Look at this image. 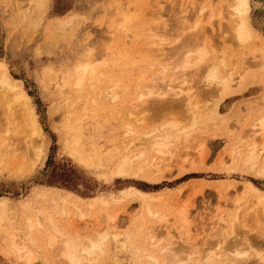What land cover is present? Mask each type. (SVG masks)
<instances>
[{
	"label": "rangeland",
	"instance_id": "rangeland-1",
	"mask_svg": "<svg viewBox=\"0 0 264 264\" xmlns=\"http://www.w3.org/2000/svg\"><path fill=\"white\" fill-rule=\"evenodd\" d=\"M28 1L29 5L27 3ZM28 1L19 0L18 2V0H0V63L6 68L9 76L17 81V85L24 90L26 96L28 97V105L33 109L35 116L34 119L41 137L40 139V137L31 136V134L26 130L25 120V125L22 124L23 120L18 121L21 120V115L20 117L17 116H19L22 112H18V114L16 111H13V114L11 113L12 116L18 114L15 116V119H17L14 120V116L12 117L9 115L10 113L8 114L0 111V114L3 113V116L0 115V117H3V120L0 118V151L4 150L1 149V147L4 148L5 146V149H9V151H6L7 156H5L4 153L0 154V200H3L4 205L1 209H3L6 215V218H2L3 221L1 224L7 228V231L11 232L13 230L11 232L12 234L14 233L13 236L21 238L23 242L27 244L28 232L27 227L25 228V225L28 223L27 221L29 219L33 220V216H37V214H39L38 216L43 219L42 222L46 225L48 224L49 218H53L52 221L58 225L68 224L65 222L67 221L66 219L68 215H65V213L61 210V208L64 207L67 212L70 213V219H72L68 221L70 223L69 227H67L68 230L72 231L74 228V230H77L78 234L83 232V235L87 231L91 230L93 225L96 227L97 223L101 220L100 217L103 213L102 211L106 210L109 211L110 214H114L116 212V222L118 224L115 227L118 230L128 231L126 233L127 235L138 231L141 235L139 247H143L147 244V236L150 234V230L147 225V216L143 208V201L145 204H149L151 209L154 211H159V215L165 214L167 218L173 221V223L170 222V225L172 224L171 226L173 229L171 230L175 233V238L179 237L182 233L181 231L184 232V230L181 229V224L177 223L175 225L174 215L177 214L176 212L179 210L188 207L190 215L186 228L189 230L191 238H197V235L199 236L197 239L199 246L197 245V248L200 247L203 249V240H210L208 242H211L214 238L216 239L215 234H212L214 232L212 229H216L217 224H212V226L211 223H208V221L212 222L214 220L211 218L212 216L215 218L218 215L220 208L223 211H221L222 213L226 210L232 214L239 206V221L242 223L243 219L241 218L243 217V212H245L243 209L247 208L252 201V195L246 191V188L250 185L257 191L264 193V176L260 177V175L255 174L256 172L249 170V167H244L241 164V159L245 151L242 147L240 150H233L237 152L236 154L234 152V155H232L231 158L229 157V154L231 155L233 152H230V150H232L231 144L237 140V134L240 133L239 131H247V126L251 121L264 115V79L263 81H254L251 85L249 84L243 92H237V94L234 92L229 97L218 102L215 110L216 115L211 114L209 116L207 113H212V106L210 107V104L212 103V100L215 101L216 96H214L215 94L211 91H207L208 89L202 88L201 91V84H197V87H195L193 83L196 84L194 81L198 79V72L190 73V76L186 77L188 78L187 80L189 81V86H194L192 90H196V88L200 90L201 93H198V96L201 98V106L205 103L203 105L204 109L202 111L199 110V112H202L201 114H198L199 116H195L193 124L196 123V118L200 117L195 127L190 122L193 127H190V129L187 125L189 123L183 122V126H187V128H183L190 130L185 129L186 132L185 130L181 134L179 132V135L176 133H174L175 135L173 133H169V136L172 137L165 143L167 146L172 143V146L169 145L167 149L165 148V151L167 150L166 154H168V152L169 154L168 157L164 154L162 156L163 159L157 153H155L157 155L156 156L152 148H150V153L148 146L161 141L160 138H157L153 143L152 138L155 136L154 134L156 133V128L159 129V125L165 120H168L167 118L169 117V112L168 115H166V112L165 115L168 116L166 117L161 114V111L160 113L157 111L159 110L158 107H156L157 102L151 103L149 101L147 103V99L142 100L141 102L134 100L133 97L135 96L132 94L133 90H130L131 93H127L128 91L121 93L122 95L119 96L117 103L114 102L115 104L108 102L107 98L104 96V92L106 89H109L110 85L115 84L114 82H117L115 85L118 84L119 88L123 89L129 81H136L141 74H148L145 76L146 79L151 78L150 74H153L156 67L152 66L154 68L151 67V70H147L149 68L148 66L151 64H155L156 66V62L160 57L161 58L159 60L163 58L162 60H164V62L172 61V57L175 54L174 52H176V50L172 51V49L176 48V41L173 40L175 34L174 36L168 35L173 33L176 27L173 23L174 21L172 22V18H175L174 16L177 18L179 10L181 12L184 10L183 12L186 14L183 13V15H186L187 17L189 13H195L194 11L190 12L193 7L195 10L196 7L200 8V6L208 9L210 6L208 3L210 2H212L210 4H213V12L209 13L205 11L204 21L207 23L206 28H209L208 32L210 31L208 34L210 36L212 35L211 38L209 37L210 40L213 39V42L211 41V43L216 44L215 46L218 45V47L229 50L228 56H230L233 49L234 51L237 49L238 53L236 52L237 56L234 58L233 63L236 67L242 60L245 59L247 65H253L254 63L259 62L264 57V48L260 47V44H264V0H248V18L251 28L257 36V39L255 40L258 43L256 46L253 41L249 42L244 48H238L237 46L234 47V44L230 43V39L227 40V36L225 37L224 35H220L222 31H220V26H222L220 23L225 21V16L223 17L224 14L217 16V13H220L218 11H221L222 13L224 9L222 10L223 6L221 5L225 2L227 3V0H195V3L193 0H178L179 4H175V2H178L177 0H157L158 2L161 1V3L158 4L155 0L154 2L153 0ZM170 2L172 6H169L170 4L168 3ZM35 5H38L39 10L37 9L36 11V9H34V7L36 8ZM157 6L161 9L158 10V12L160 11L159 13L157 12ZM217 7L218 9H216ZM43 9H46V11H43ZM151 13H153V15ZM213 13L215 15L214 24L211 22L213 20L211 18L213 17ZM153 16H155V18ZM178 16L180 17V15ZM184 16H181L180 18H183ZM38 17H40V19H38ZM195 17H197V15L193 16V18ZM209 18L212 19L210 21L212 24L210 22V24L208 23L210 20ZM152 19H157L154 21L158 23L156 24L157 26L159 25L158 32L163 41L166 38L168 40L166 39L164 42L161 40V42H159V39L152 38V40L150 38L151 35L150 33H147V31L149 32L150 28H152L148 27L151 26L150 24L151 21H153ZM61 25L63 27H61ZM172 26L175 27L173 28ZM169 27L174 30L171 31ZM166 30L168 31V34ZM175 32L176 30L174 33ZM59 35L61 36L59 37ZM176 35L178 36V34ZM213 35L215 37H213ZM225 35L227 34L225 33ZM147 37L150 41L146 39ZM67 39H70L71 41ZM60 41L62 43H60ZM146 41L147 46L149 47L145 48L147 50L143 51L144 47H146ZM153 41L155 48L158 46L157 43H159V45L162 42L164 43V47L162 45L163 43L161 44L163 47V55L160 54L156 59L154 52L153 54L148 53L150 50L152 53V48H154L152 45ZM151 46L153 47L151 48ZM170 47L173 48L170 50L168 49ZM85 51L89 52L90 57L98 65H95V67L98 68L93 77L92 86L85 84L83 89L80 90L81 93L79 92V95L78 90L76 89H69L68 91L65 90L63 91L65 98L58 99L56 97V89L54 87L51 88L52 81L50 78H52V76L55 77V72L57 73L58 70L67 66L71 61L73 62L80 56L81 52ZM168 52L169 54H167ZM172 53L174 54L172 55ZM168 55L171 60H169L170 58ZM228 61H230V59H228ZM139 69H141V71L147 70V74L144 71L143 73L141 71L137 72ZM165 92L166 91L164 90V93ZM197 92L199 91L197 90ZM91 96H95L96 102L91 103ZM213 96L215 98H213ZM177 97L179 96H175V99H177ZM171 98L173 99L174 96L172 95ZM84 100H86V102ZM152 100L153 99H151V101ZM135 101L139 104L144 103V107L142 106V111L140 110L141 114H139L138 117L143 115L142 112L144 115L139 119L140 123H138V121L136 122L137 124L129 120V117L133 116H127L124 108L131 102L134 104ZM136 102L135 104H137ZM181 103L179 106L184 105L183 101ZM167 109L168 108L165 110ZM174 110L175 109H172V111ZM162 111L165 112L164 110ZM169 111L171 112L170 109ZM144 117H146L145 120L143 119ZM150 118L152 120L154 119V121ZM133 119L136 120L137 118ZM146 120L149 123H147ZM175 120L179 121L177 119H174V121ZM17 121L19 122V125ZM129 123H131V125ZM128 124L130 128L127 127ZM1 125L3 126L1 127ZM14 125L16 128L17 126H20L19 132L18 130H15ZM4 127L6 129H4ZM131 127L133 128L131 129ZM14 130L15 135L17 134L16 136H13L14 133H12V131L14 132ZM22 130L23 132H21ZM25 130L26 132H24ZM127 130L132 134L127 132ZM148 131L151 135H149ZM152 131L154 133H152ZM10 132L13 137L9 136L11 138L8 139V133L11 135ZM21 133L25 134L21 135ZM18 134H20L21 137H19L20 135ZM23 135L26 136V139ZM75 135L79 136V146L85 150V157L87 155L86 158L89 163L87 162L82 164L79 162L66 147L65 140H68L69 142L73 141L75 137L77 138ZM157 135L158 133H156V137ZM137 136L140 138L138 139ZM176 136L179 138H176ZM72 137L74 138L73 140ZM37 138H39V141ZM174 138L176 139L174 140ZM244 139L245 141L241 144V146H243L248 140L246 137ZM18 140L21 141V143L19 141V145L16 144ZM24 140L27 143L24 142ZM138 140H141V143ZM13 141H15L14 144H16L15 146L18 150H21L22 147L23 149L18 151L17 148L13 146L14 144L7 147V145L12 144ZM6 142H8V144ZM128 142L129 145L130 143H137L136 145L133 144L129 146ZM30 143L32 144L31 146ZM20 144H22L21 147ZM37 144L39 145L37 146ZM12 146L16 149H10ZM127 146L131 147L133 153L130 149H128L130 151H126L125 149L126 153L123 154V149L128 148ZM132 147L134 149H132ZM28 149L30 151H28ZM31 150H34L35 153ZM94 150L99 154L98 158L93 156L92 152ZM16 151H18V155H21L19 156L21 162L18 160ZM141 151H144L145 155L147 154L146 158L148 159H145V157L143 159L136 157L137 155L140 157L139 152L141 153ZM20 153H23V157ZM15 154L17 158L13 156ZM30 154L33 157H31ZM171 154L173 155L172 157L170 156ZM123 156H127V158L131 160L127 167L129 170L125 169L119 172L115 167L117 166V162L120 161ZM154 158H159L161 161L163 160L161 165H165L166 167L169 165L168 168L164 166V169L162 166V171L158 174L149 173L150 170L147 169V165ZM262 158L263 157L261 156V161ZM18 161L19 163H17ZM14 162L17 163L18 166L20 164V171ZM11 164L13 166H11ZM25 164L28 167H26ZM141 166L146 167L144 169L147 171H138L137 167L141 168ZM43 190H48L50 197L57 195V198H63L69 195L67 196L69 197L67 202L71 203L65 202L66 204H63V202L59 201L58 206H55V204L50 201V198L45 200L37 198V193ZM236 195L243 198V201L241 200L237 207L232 205L235 197H238ZM93 197H98L101 198V200L106 201L108 203V207H103L100 201H91V198ZM46 200L47 204L45 203ZM76 202L77 205H80L79 208L81 211H84L83 213L88 212L87 214H84L86 216L82 219L78 218L77 213H75L74 204H76ZM90 203L91 206H86ZM39 204L42 207L41 209ZM243 204H246L245 207L242 206ZM181 206L183 207L181 208ZM37 210H39V212ZM217 210L219 211L217 212ZM117 211H120L119 214ZM61 212L63 214H61ZM80 220L82 221L80 222ZM94 220L98 221L96 222V225ZM122 222L124 223L123 225ZM202 223L204 224L202 225ZM213 223L215 222L213 221ZM72 224H74L75 227ZM165 224L169 225L168 223H161L156 226L160 227ZM199 224L202 225V227H200ZM207 224L208 226L206 227L205 225ZM120 225L123 227H120ZM103 226L105 227L107 224H103ZM24 229L26 230L24 231ZM85 229L88 230L84 231ZM252 231L255 234L254 228L249 229V234H253ZM208 232H210V234ZM173 233L171 232L172 235ZM205 237H207L208 240H206L207 238ZM263 243L264 237H261V239L259 238L258 245L260 244L259 247H262L264 251ZM258 245L254 247L253 251L259 250L257 248ZM1 248L2 247H0V249ZM2 255L3 254L0 253V264H12L9 261H5L6 257L4 256L5 259H3L4 257ZM247 259H249V256ZM37 261H35L36 264L38 263ZM40 263L41 262L38 264ZM102 263L106 264L105 260H101L99 262V264ZM143 263L144 260L141 259V262L138 264Z\"/></svg>",
	"mask_w": 264,
	"mask_h": 264
},
{
	"label": "bare ground",
	"instance_id": "bare-ground-1",
	"mask_svg": "<svg viewBox=\"0 0 264 264\" xmlns=\"http://www.w3.org/2000/svg\"><path fill=\"white\" fill-rule=\"evenodd\" d=\"M25 1H28V0H25ZM32 1H35V0H32ZM37 1H39V0H37ZM158 1L155 0V2H157V4L161 3V1L160 2H158ZM193 1L195 3V0H193ZM18 2H19V0H18ZM44 2H46V1H44ZM153 2H154V0H153ZM173 2H172V4H173ZM27 3L29 5V1ZM42 3H43V1H42ZM177 3L179 4V1L175 2V4H177ZM210 3H212V2H210ZM210 3H208L210 5L208 9H205V7L200 6V8L196 7V10L198 9L196 11L193 7L194 10L192 9V11H190V12L194 11L195 13H192V14L189 13L190 15L188 14L187 17H186V15L185 16L183 15L184 10H182V12L179 10L180 14L178 13V15H180V17L184 16L186 18H184V17L180 18L178 15H177V18H176V16H174L176 19L172 18V22L174 21L173 23L176 25V27L175 26H172V27L173 28L175 27L176 32L174 33L175 30L173 28L170 29V27H169V29L171 31L174 30L173 33L170 32L171 34H168V31L166 30L168 35L174 36V34H175V36H177L176 34H178L177 37L170 36V37H173V40L178 43L177 44L175 42L176 48L174 47L175 49H172V51L176 50V52H174L175 54L172 53V55L174 54L173 57L171 56L172 61L164 62V60H162L163 58L161 60H159L161 58L160 57V58H158V60L156 62L157 63L156 66H155V64L152 65L150 62L149 63L151 65L148 66V65H146L148 63L147 62L145 64L146 66L149 67V68L147 67L148 68L147 70H151L152 66L156 67L155 70L153 71V74L152 75L150 74L151 78H148V79L145 78V76L148 75L146 73L147 70L141 71V69H139V71H137V72L141 71L143 73V71H144L147 75L141 74L139 77L137 76L138 78L136 79V81H134V82L129 81L125 88H123V89L121 88L122 90L119 88L118 84L115 85L117 82H114L115 84L110 85L109 89H106V91L104 92V96L107 98L108 102L113 104L114 102L117 103V100H119V96L122 95L121 93H125L127 91H128L127 93H129L130 90L131 91L133 90L132 94H133V96H135V97H133L134 100L141 102L142 100L147 99L146 100L147 103L149 101L151 103L157 102L156 107H158L159 110H157V111H159V113L161 111V114L166 116V115H168V112H169V115H168L169 117L166 116V117H168L167 118L168 120H165L162 124H160L159 129L156 127H153V128H156L155 132L158 133L157 137H156V133L154 134L155 136H154V138H152L153 143H154V140L157 138L158 139L160 138L161 141L155 142L154 144H151V146H148L150 153H151L150 148H152L154 154L157 153L158 155H160L161 158L164 154L166 157H168V154H169V152H168V154H166L167 150L165 151V148L167 149V147L172 144V143L168 144V146H167V144L165 143L166 141H169V139H171V137H172V136H169V133H173V134L176 133L177 135H179V132H180V134L183 133L184 130L187 128L186 125L183 126V124H182L183 122L189 123V124H187L188 128L192 127L191 124L194 127H195V125H197L196 123L200 117L199 118L197 117L196 118L197 121L195 120L196 123L193 124L195 116L202 113V112H199V110L202 111L204 109L203 105L205 104L204 103L201 106V104H200L201 98L198 96L199 95L198 93H201L200 90L202 91V88L208 89L207 91H209V92L211 91L213 94H215L214 96H216L215 101L212 100V103L210 104V107L212 106L211 107L212 113H210V114L207 113L210 116L211 114L216 115L215 110H216V106H217L218 102L229 97L234 92H236V94H237V92H239V93L243 92L249 84L251 85L252 82L257 81V80L263 81V79H264V57L259 62L254 63L253 65H247L246 59L242 60L239 63V65L236 67L233 65V63H234V58L237 56V54H236L237 49H235V51L233 49V51H231L230 56H228L229 50L222 48V47H218V45L215 46L216 44L213 43L214 44L213 45L211 43V41L213 40V39L210 40L212 35L210 36L208 34V33H210V31L208 32L209 28L208 29L206 28L207 23H205V21H204L205 13L206 12H209V13L213 12V7H212L213 4H210ZM168 4H170L169 6H172L171 2ZM200 4H202V3H200ZM224 4H222L221 6H223L222 10L224 9L225 11L223 10L222 13H221V11H218L220 13L219 14L217 13V16L218 15L220 16V14H224L223 17L225 16L224 17L225 21L223 20L224 22L220 23V24H222V26H220L222 28V29L220 28V31L224 30L223 32L221 31L222 34L220 33V35H224L225 37L227 36V38H228L227 40L230 39L229 41H231L230 43L234 44L233 45L234 47L237 46L238 48L239 47L244 48L245 45H247L249 42H252V41L257 46L258 42H256V40H255V39H257V36L255 35L253 29L251 28L249 18H248V10H249L248 0H229V1L227 0V3L225 5ZM32 5H33V3H32ZM202 5H204V4H202ZM35 6H36V8L34 7V9H36V11H37L38 5H35ZM115 6H116V3H115ZM154 6H155V4H154ZM215 7H216V5H215ZM27 8H29V7H27ZM157 8H158V6H157ZM159 9L160 8L157 9V12ZM216 9H218V7ZM44 10L46 11V9H43V11ZM25 13H26V11H25ZM151 14L153 15V13H151ZM184 14H186V13H184ZM194 15H197V17L193 18ZM212 16L213 17H211V18L213 20L211 18H209L210 20L208 19L209 20L208 23L211 20H212L211 21L212 23L215 22L214 21V19H215L214 13ZM153 17L155 18V16H153ZM187 18H189V19L191 18V19L189 20ZM217 18H220V17H217ZM38 19H40V17H38ZM148 19H150V18H148ZM157 19H159V18H157ZM157 19H154V20H157ZM154 20L151 21V24L149 23L151 26H148V27H152V28H150V31L149 32L147 31V33H150L151 39L152 38L159 39L160 41L159 40H157V41L161 42V40L163 41V39H162V37H160V34L158 32L159 31L158 30L159 25L157 26L156 24H158V23H156V21H154ZM161 21H162V19H161ZM57 22H59V21H57ZM61 27H63V26L61 25ZM164 30H162V31H164ZM61 31H63V30H61ZM160 32H161V30H160ZM224 32L227 35H225ZM60 36L61 35H59V37ZM148 37L146 39H148V41H150ZM213 37H215V36L213 35ZM174 38H176V39H174ZM224 38H223V40H224ZM63 39H64V37H63ZM166 39H164V41ZM207 39H209V40H207ZM67 40H70V39H67ZM225 40H226V38H225ZM223 42H225V41H223ZM60 43H62V42L60 41ZM84 43H85V41H84ZM171 43H172V41H171ZM150 44H152V43H150ZM161 44L159 45V43H157L158 46L155 48L154 41H153L152 45L154 46L155 49L152 48L153 46H151V48L154 51L152 50V53L150 52L151 50L149 52L147 51L150 54H153V52H154L156 57L154 55L153 56L155 57V59L157 57H159V55L162 54V52H163L164 43L162 44L163 47ZM65 46H66V44H65ZM258 46H259V44H258ZM147 47H149V46H147V41H146V47H144L143 51L147 50V49H145ZM260 47L264 48V44H260ZM171 48H173V47H170L168 49L171 50ZM169 52H171V51H169ZM169 52L167 54H169ZM167 54H166V57H167ZM175 56H176V58H175ZM169 58H170V56H169ZM228 59H230V61H228ZM169 60H171V58ZM150 61H152V60H150ZM165 61H166V59H165ZM153 63H155V62H153ZM95 65L98 66L97 63L94 62L93 59L90 57L89 52L85 51V52H81L80 56L77 57L73 62L71 61L67 66L58 70L57 73L55 72L56 76L55 77L52 76V78H50V79L52 81L51 88L54 87L56 89V97L58 99L65 98L63 91H65V90L68 91L69 89L78 90V95H79L80 90L83 89L85 84H89V86H92L93 77L96 74V71L98 68V67H95ZM154 67H152V68H154ZM144 69H146V68H144ZM192 72H195V73L198 72L199 76L196 75V76H198V79H196V81H194V82H196V84L193 83V85L195 87H197V84H201L200 90L198 88H196V90H192V88L194 86L193 87H191V85L189 86V83H188L189 81L187 80L188 78H186V77L190 76L189 74ZM17 84H18L17 81L12 79L9 76L8 72L6 71V68L0 63V111H2L4 113H8V114L10 113L9 115H11V116L13 114V111H16V113L22 112L20 114L18 113L19 116H17V117H20V115H21V120H18V121L23 120L22 124H24L26 122V130L31 134V136L40 137L39 129H38L36 121L34 119L35 116H34L33 109L28 105V97L26 96L24 90L22 88H20ZM164 90L166 91L165 93H164ZM197 90L199 92H197ZM172 95L174 96L173 99L171 98ZM175 96H179V97H177V99H175ZM214 96H213V98H215ZM169 98H171V99H169ZM127 99H128V97H127ZM151 99H153V100L151 101ZM181 100L183 101L184 105L179 106V104L182 102ZM84 101L86 102V100H84ZM90 101H91V103L96 102L95 96H91ZM179 101H180V103H179ZM135 102H134V104H135ZM146 102H145V104H146ZM134 104H133V102H131L129 105L124 107L125 112H126L125 114H127V116L128 115L133 116V117H129L130 121H133L135 123L138 121V123H140L139 119L141 118V116L144 115V113L142 112L143 115H141L140 117H138V116H139V114H141V111H142L141 109H142V106L144 107V103H142V104L137 103L139 105L135 104V106H134ZM207 105H208V102H207ZM207 105H206V107H207ZM176 107L177 108L179 107L180 109L178 108L179 109L178 110ZM208 107H209V105H208ZM166 108H168L167 109L168 111L165 110ZM169 109L171 110V112L169 111ZM172 109H175V110L172 111ZM146 110H148V109H146ZM162 110H164L165 112H163ZM166 112H167V114H166ZM18 114L13 115L14 120L17 119V118L15 119V116ZM0 115L3 116V113ZM124 116H126V115H124ZM127 116H126V118H128ZM22 117L25 119H23ZM0 118L2 119L3 117H0ZM133 118H137V119L134 120ZM152 118H153V115H152ZM187 118H188V120H187ZM143 119L145 120L146 117H144ZM174 119H177L179 121H176V120L174 121ZM24 120H25V122H24ZM144 120H142V121H144ZM152 121H154V119ZM155 121H156V119H155ZM127 122H128V120H127ZM146 122H147V120H146ZM190 122H191V124H190ZM147 123H149V122H147ZM154 123H156V122H154ZM129 124L131 125V123H129ZM129 124L127 125V127H129ZM18 125H19V122H18ZM2 126L3 125H1V127ZM19 127L17 126V128H16V126H15V130L16 131L18 130V132H19ZM133 127H131V129ZM183 127H186V128H183ZM247 127H248L247 131L242 130V131H239L240 133L238 132L239 134H237V140L234 142L236 144H234V143L231 144L232 150H230V152L233 150H240V148L242 147L245 151L243 150L244 155L241 159V162H242L241 164L244 167H249V170L256 172L255 174L260 175V177L261 176L263 177L264 176V115L257 117V119H254L253 121H251ZM4 129H6V128L4 127ZM190 129H186V130H190ZM15 130H14V132L12 131V133H14L13 136L15 135ZM26 130L24 132H26ZM153 130H155V129H153ZM186 130H185V132H186ZM21 132H23V130ZM127 132H130V131L127 130ZM143 132H145V131H143ZM152 133H154V132L152 131ZM10 134H11V132H10ZM22 134H25V133H21V135ZM146 134H148V133H146ZM200 134H201V132H200ZM18 135H20V134H18ZM21 135L19 137H21ZM149 135H151L150 132H149ZM187 135H189V134H187ZM9 136H12V134L9 135V133H8V139L11 138ZM75 136H77V138L75 137V139H74L72 137V140L74 139L73 141L69 142L68 140H65L66 147L68 148V150H70V153L79 162H81L82 164H85L88 162V160L86 158L87 155L85 157V153H84L85 150H83L79 146V136L78 135H75ZM141 136H143V135H141ZM184 136H186V135H184ZM23 137H25V139H26V136L23 135ZM137 137H138V139L140 138L139 136H137ZM245 137L248 138V140L246 141V143L243 146H241V144H243V142L245 141V139H244ZM34 138H36V137H34ZM135 138H136V135H135ZM141 138H143V137H141ZM176 138H179V137L176 136ZM176 138H174V140ZM30 139H32V138H30ZM37 139L39 141V138H37ZM40 139H41V137H40ZM152 139H150V140H152ZM19 141L20 140H18V142L16 143L17 145H19L18 144ZM138 141H140V143H141V140H138ZM230 141L233 142L232 140H230ZM14 142L15 141H13L12 144H8V142H6L8 144L7 147L13 145ZM24 142H26V141L24 140ZM122 142H123V140H122ZM129 142H131V141H129ZM129 142H128V145H129ZM20 143H21V141H20ZM136 143H133V144L136 145ZM16 144H14L13 146L16 147L15 146ZM133 144L130 143V145H133ZM31 145L32 144L30 143V146ZM38 145L39 144H37V146ZM13 146L10 147V149L14 148ZM21 146H22V144H20V147ZM26 147L28 148L27 145H26ZM5 148H6V146L4 148L1 147V149H4V150H1L0 154L4 153L5 156H7L6 151H9V149L8 148L5 149ZM16 148H14L13 150H15ZM32 148H33V146H32ZM134 148H135V146H134ZM134 148L132 147V149H134ZM22 149H23V147L21 148V150ZM125 149H126V151H130L131 147L124 148L123 154L126 153ZM128 149H130V150H128ZM17 150H18V148H17ZM149 150H147V151H149ZM18 151H16V153ZM28 151H30V150L28 149ZM31 151H34V150H31ZM122 151H120V152H122ZM147 151H145V152H147ZM131 152H132V150H131ZM234 152L236 154L237 151H233L231 153V155L229 154L230 158L232 155H234ZM33 153H35V151ZM150 153H148V154H150ZM20 154H22V157H23V153H20ZM31 154H30V156H31ZM92 154L95 158H98L99 154L95 150L92 152ZM139 154H140V157H139V155H137L136 157L142 158V159L145 157V159H148V158H146L147 154L145 155L144 151H141V153L139 152ZM13 156L16 157V154ZM17 156H18V160L20 161L19 156H21V155H18V153H17ZM170 156L172 157L173 155L171 154ZM261 156L263 157L262 161L260 160ZM31 157H33V156H31ZM150 157H151V155H150ZM0 158H1V156H0ZM158 159L154 158L153 159L154 161L150 160L151 162L149 161L150 163L148 165L146 164L147 169L150 170L149 173H152V174L157 173L158 174L159 172L162 171L163 165H161V164H162L163 160L161 161V159H159V160ZM156 160H158V161H156ZM13 161H14V159H13ZM13 161H12V163H13ZM19 161L17 163H19ZM130 161L131 160H129L127 158V156H125V157L123 156L122 159H120V161H118L119 164L117 162V166L115 165L116 166L115 168L119 172H121L125 169L129 170V168H127V167H128V164ZM1 162H2V160H1ZM3 162H4V160H3ZM15 162H14V164L17 165V163H15ZM168 162H169V160H168ZM29 164H30V162H29ZM11 166H13V165L11 164ZM19 166H20V164H19ZM19 166H18V170L20 171ZM164 166H163V168L165 169L166 166L165 167ZM168 166L166 168H168ZM3 167H5V166H3ZM23 167H25V166H23ZM26 167H28V166L26 165ZM16 168H15V170H16ZM25 168H23V169H25ZM139 168L140 167H137L138 171H140V170L141 171H147L146 169H144L146 167L141 166V168L140 169ZM246 191H248V193H250L252 195V201L247 208L243 209V211H245V212H243V217L241 218V219H243L242 223H240V221H239L240 218H239L238 210L240 209V207L238 205L243 198L236 195L240 198H238V197L237 198L235 197V199L232 198V199H234V201L232 200L233 201L232 205H235L236 207L238 206L236 209L234 208L235 209L234 213L230 214L226 210H225L226 212L224 211V213H222L223 211L220 208V212L218 213V215L215 218L213 216L211 218L212 220L214 219L213 221L215 223H213V221L212 222L208 221V223H211V225L217 224L216 229L215 228L212 229V230H214V232L212 234H215L216 239L214 238V240H212L211 242H208L210 240H208V238L205 237V238H207L206 240H208V241L203 240L204 241L202 243V244H204L203 249L199 247L201 250L199 248H197L199 246L198 245L199 243H197L198 242L197 239L199 238V236L197 235L198 233L196 234L197 238H191V236H190L191 234H189V230H187V228H186L188 225L189 215H190L189 211H188V207L187 208L185 207L184 209L179 210L178 212H176L177 214L174 213L175 214L174 215L175 225L177 223L181 224L182 225L181 229L184 230V232L180 230L182 232V233L180 232L181 235L179 234L180 236L178 235L179 237L175 238V235H174L175 233H173V230H171V229H173V227L171 226L172 224L170 225V222L173 223V221L171 219L167 218L165 216V214L159 215V211H154L153 209H151L149 204H145V202L143 201V203H144L143 208H144L145 214L147 216V225H148V228L150 230L149 231L150 234L149 235L147 234L148 235L147 236L148 237L147 244H145L143 247H139L141 235L138 231H135L133 233H129V235H127L126 233L128 231L127 232L124 230L121 231L115 227L118 224L116 222V214H115L116 212L114 214H110L109 211H106V210L102 211L103 213L100 217L101 220L99 223H97V225H96V222H98V221L94 220L96 227H94V225H93L92 229L89 228L91 230L87 231L85 234L82 235L83 232L81 233V231H80L81 234H78L77 230H74V228L72 231L68 230L67 227H69V224H70L68 221H70L72 219H70V217H71L70 213L67 212L66 208H64V207H62L61 210L63 213H65V215L66 214L68 215L67 219H66L67 221H65L68 224H65V225L56 224L55 222L52 221L53 218L52 219L49 218L48 224L46 225L42 222L43 219H41L38 216L39 214H37V216L35 215L36 217L33 216L32 214H30L31 216H33V220L29 219L27 221L28 223L25 225V228L27 227V232H28L27 233V239H28V243H29V244L28 243L26 244L23 242V240L21 238H17L15 236H13L14 233L13 234L11 233L13 230L11 232H8L7 228H5V226H3L1 224L3 221L2 218H6V215L3 211V209H1L2 206L4 205L3 200H0V247H2L0 249V253L3 254L2 255L3 257L4 256L6 257V259H5V257L3 258V259H5V261H9L12 264H36L35 261H37V260H38L37 261L38 263L41 262L43 264H99V262L101 260H105L106 264H138L139 262H141V259L144 260L143 264H264V253H263L264 251H263L262 247H259V245L261 243L258 245L259 238L261 239V237L262 238L264 237V193L257 191L255 188H253L250 185L247 186ZM58 195H60V194H58ZM242 195H243V192H242ZM34 196H33V198L35 199ZM67 196H69V195H67ZM67 196L63 197V198H59V197L57 198V195H55L54 197H50L48 190H43V191L37 193V195H36L37 198H40L42 200L50 198L51 199L50 201H52L55 204V206H58L59 201L63 202V204L71 203V202H67L69 200V197H67ZM91 201H100L102 203L103 207L104 206L108 207V203L106 201L101 200V198L93 197V198H91ZM42 203H44V202H42ZM45 203L47 204V200L45 201ZM244 203H246V202H244ZM32 204H33V202H32ZM245 205L243 204L242 206L245 207ZM51 206H53V205H51ZM60 206H63V205H60ZM86 206H88V207L91 206V203L89 205H86ZM39 207H40V209L42 208L41 205ZM74 207H75L74 210L76 211L75 213H77V216L80 219L84 218V216H86L84 214L88 213V212L83 213L84 211L83 210L81 211V209L79 208L80 205H77V202H76V204H74ZM182 207L183 206H181V208ZM25 208H27V207H25ZM107 209H109V208H107ZM37 211L39 212V210H37ZM124 211H125V207H124ZM218 211L219 210H217V212ZM62 212H61V214H63ZM119 212L117 211L118 214H119ZM214 214H216V213H214ZM77 216H74V217H77ZM126 216H127V214H126ZM123 217H125V216H123ZM68 218H69V220H68ZM207 219H209V218H207ZM81 221L82 220H80V222ZM71 222H73V221H71ZM123 222H122V225L124 224ZM206 222H207V220H206ZM161 223L162 224L168 223L169 225L165 224V225H161L160 227L156 226L157 224H161ZM79 224H78V226H79ZM103 224H107V226L104 227ZM129 224H130V220H129ZM203 224L204 223H202V225ZM72 225H74V224H72ZM122 225H120V227H123ZM202 225H200V227H202ZM205 226L207 227L208 224ZM74 227H75V225H74ZM118 227H119V225H118ZM175 227H177V226H175ZM251 228L255 229V234L253 233V231H252L253 234H251V233L249 234V229H251ZM204 229H206V228H204ZM25 230L26 229H24V231ZM86 230H88V229H85L84 231H86ZM170 231L173 233L174 236L171 234ZM18 232H20V231H18ZM208 233L210 234V232H208ZM194 237H196V236H194ZM257 245H258L257 248L259 250L253 251L254 247H256ZM263 245H264V243H263ZM260 250H262V251H260ZM248 256H249V259H247ZM53 258H54V260H53ZM5 264H7V263H5Z\"/></svg>",
	"mask_w": 264,
	"mask_h": 264
}]
</instances>
